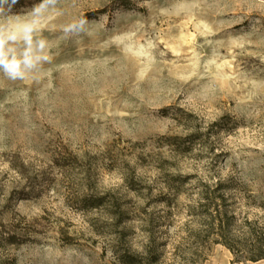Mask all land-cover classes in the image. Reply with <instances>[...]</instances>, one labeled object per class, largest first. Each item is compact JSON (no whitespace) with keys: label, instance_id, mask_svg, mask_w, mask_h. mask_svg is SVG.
<instances>
[{"label":"rangeland","instance_id":"374dc122","mask_svg":"<svg viewBox=\"0 0 264 264\" xmlns=\"http://www.w3.org/2000/svg\"><path fill=\"white\" fill-rule=\"evenodd\" d=\"M40 36L34 79L0 73V264H264L235 256L264 244V0H58Z\"/></svg>","mask_w":264,"mask_h":264},{"label":"clouds","instance_id":"9594fccd","mask_svg":"<svg viewBox=\"0 0 264 264\" xmlns=\"http://www.w3.org/2000/svg\"><path fill=\"white\" fill-rule=\"evenodd\" d=\"M20 0H0V16L8 17L0 22V73L10 81L34 79L42 66L51 62L49 42L40 36L42 25L51 19V10L58 0H39L32 6L29 19L21 21L12 13ZM88 21L81 18L66 25L64 38L87 32Z\"/></svg>","mask_w":264,"mask_h":264},{"label":"trees","instance_id":"16d2710c","mask_svg":"<svg viewBox=\"0 0 264 264\" xmlns=\"http://www.w3.org/2000/svg\"><path fill=\"white\" fill-rule=\"evenodd\" d=\"M116 1H118V3H120L122 6H128V4L132 2V0H116ZM23 2H24V0H20V2H19L20 4H17V6H20ZM222 227H223L222 223L220 222L219 228L221 229V231H224ZM225 235H226V232H225ZM221 237H222V235H221ZM223 237H225V236H223ZM218 243H220V242H218ZM221 243L224 244L225 246H227L232 251H234V247L227 240H223V242H221ZM247 253L248 254H245L243 256H239V255L235 254L236 262H241V261H254V262H256V261L264 259V244L259 243V242L255 243V245H253L251 250H249V252H247ZM127 259H128L127 260L128 264H134L135 263L134 257L127 256Z\"/></svg>","mask_w":264,"mask_h":264}]
</instances>
